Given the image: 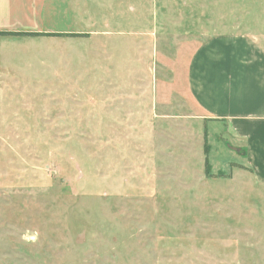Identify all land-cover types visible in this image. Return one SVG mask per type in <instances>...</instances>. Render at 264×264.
<instances>
[{
    "label": "rangeland",
    "instance_id": "obj_1",
    "mask_svg": "<svg viewBox=\"0 0 264 264\" xmlns=\"http://www.w3.org/2000/svg\"><path fill=\"white\" fill-rule=\"evenodd\" d=\"M49 1L71 38H0V264H264V183L187 87L264 0Z\"/></svg>",
    "mask_w": 264,
    "mask_h": 264
},
{
    "label": "crops",
    "instance_id": "obj_2",
    "mask_svg": "<svg viewBox=\"0 0 264 264\" xmlns=\"http://www.w3.org/2000/svg\"><path fill=\"white\" fill-rule=\"evenodd\" d=\"M48 3L49 0H0V33L59 34L42 33L35 22ZM26 18H31L34 25L24 24ZM21 22L24 29L14 31ZM187 87L201 120L221 123L233 141L242 142V165L264 183V46L244 35L209 39L195 50L189 62Z\"/></svg>",
    "mask_w": 264,
    "mask_h": 264
},
{
    "label": "trees",
    "instance_id": "obj_3",
    "mask_svg": "<svg viewBox=\"0 0 264 264\" xmlns=\"http://www.w3.org/2000/svg\"><path fill=\"white\" fill-rule=\"evenodd\" d=\"M14 37V36H32V37H40V36H45V37H62V36H69V34H21V33H0V37Z\"/></svg>",
    "mask_w": 264,
    "mask_h": 264
}]
</instances>
